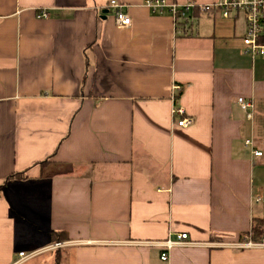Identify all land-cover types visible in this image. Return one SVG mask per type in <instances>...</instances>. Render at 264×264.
Instances as JSON below:
<instances>
[{
    "label": "crops",
    "instance_id": "obj_1",
    "mask_svg": "<svg viewBox=\"0 0 264 264\" xmlns=\"http://www.w3.org/2000/svg\"><path fill=\"white\" fill-rule=\"evenodd\" d=\"M117 1L128 27L109 0H0V264L59 236L73 243L21 264H264V246H230L264 241V56L242 52L245 15L195 8L183 33ZM179 232L193 243L161 260L154 242Z\"/></svg>",
    "mask_w": 264,
    "mask_h": 264
},
{
    "label": "built area",
    "instance_id": "obj_2",
    "mask_svg": "<svg viewBox=\"0 0 264 264\" xmlns=\"http://www.w3.org/2000/svg\"><path fill=\"white\" fill-rule=\"evenodd\" d=\"M142 4L149 9L151 13L170 15L174 21L175 27L182 22L181 27L183 33L190 32L191 16H189V12L195 8L199 11H206L211 8L218 9L224 17L230 16L231 12H242L246 17V28L241 38L242 52L251 58L264 56V0H216L209 4H201L192 0L184 3L169 2L168 0H143ZM108 8L113 11L114 20L117 25L121 27L130 26L131 17L125 10L126 5L117 0H109ZM37 15L38 17H46L48 16V11L46 9H41ZM172 90V97L175 98L180 90V86L174 85ZM237 102L240 108L245 112L246 117L251 118L252 113L251 111H248V109L251 107L252 103L241 96L237 98ZM182 113L183 111L180 107L173 106V116L181 115ZM192 121L191 117H179L175 124L186 126L191 124ZM248 144L249 141H246L245 145ZM253 154L260 156L262 152L255 149L253 150ZM259 199V197L256 198V200ZM169 235L163 241L154 242V244L161 250V260H167L168 252L172 247L193 243L188 240L186 232H179L174 238L169 237ZM71 243L73 242L55 241L39 249L27 252L19 251L18 258L11 264H21L35 257L39 253L59 249L70 245ZM230 246L238 248L261 247L264 246V241L256 237L253 232H250L243 234L240 241L232 243Z\"/></svg>",
    "mask_w": 264,
    "mask_h": 264
},
{
    "label": "trees",
    "instance_id": "obj_3",
    "mask_svg": "<svg viewBox=\"0 0 264 264\" xmlns=\"http://www.w3.org/2000/svg\"><path fill=\"white\" fill-rule=\"evenodd\" d=\"M252 230L255 232H264V219H257L254 220V223L252 225ZM58 241H61V237H57Z\"/></svg>",
    "mask_w": 264,
    "mask_h": 264
}]
</instances>
